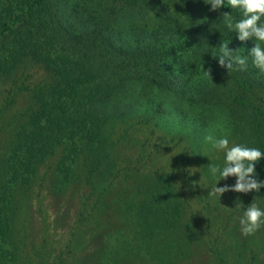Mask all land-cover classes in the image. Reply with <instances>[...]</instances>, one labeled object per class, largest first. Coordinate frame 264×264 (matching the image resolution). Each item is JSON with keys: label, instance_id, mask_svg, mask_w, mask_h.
<instances>
[{"label": "trees", "instance_id": "16d2710c", "mask_svg": "<svg viewBox=\"0 0 264 264\" xmlns=\"http://www.w3.org/2000/svg\"><path fill=\"white\" fill-rule=\"evenodd\" d=\"M209 2L0 0V85L30 67L51 78L32 90L18 89L31 97L20 114L9 115L19 92L9 88L0 102V133H6L0 140V264H20L18 211L51 159V182L60 189L83 183L91 194L99 189L93 208H101L100 182L111 171V150L119 142L113 129L128 121L151 119L171 137H160L164 143L187 140L206 170L219 158L206 136H226L233 145L264 152V71L249 54L264 42H241L223 14L238 22L243 11L227 0L211 11ZM222 43L246 59L245 70L219 66ZM256 173L264 181V158ZM253 192L264 200V187ZM180 197L168 174L142 182L124 205L127 241L117 244L108 221L97 234L106 232L109 243L97 242L88 263L139 264L141 251L147 262L178 259L192 238L183 229ZM82 209L79 218L91 216L101 225L98 212L85 216Z\"/></svg>", "mask_w": 264, "mask_h": 264}, {"label": "rangeland", "instance_id": "374dc122", "mask_svg": "<svg viewBox=\"0 0 264 264\" xmlns=\"http://www.w3.org/2000/svg\"><path fill=\"white\" fill-rule=\"evenodd\" d=\"M50 81L44 70L30 67L24 75L18 74L1 83L0 102L5 101L9 88L17 92L21 87L32 90ZM28 94L26 90L19 92L9 111L10 116L20 114L27 107L31 102ZM145 118L139 116V120ZM113 134L119 142L114 143L111 150V171L99 181L105 187L100 209L99 206L97 210L93 208L100 191L98 184L94 194L83 183L60 189L50 179L53 159L41 168L25 194L27 198L16 219L20 264H73L78 256L80 264H89V257L94 259L91 253L97 242L109 243L106 232L103 237L101 232L97 234V228L104 226V229L108 221L117 230V244L120 239L127 241V219L123 215L127 198L135 195L142 182L159 174H168L178 190L184 210L182 225L186 228L183 229L192 236L191 240L187 238L178 259L171 264H218L220 258L226 260L224 264H264V225L254 235L244 236L239 223L252 202L264 210L260 195L253 191L209 195L211 187L221 179L219 173L214 176L210 166L206 170L203 159L193 157L187 140L178 145L176 141L164 143L160 137L167 142L171 137L151 119L142 124L133 119L113 129ZM5 137L6 133L1 132L0 140ZM216 153L218 160H211L210 164L223 168L225 153L217 150ZM235 181L236 177L230 176L221 179L217 187L233 186ZM83 207L85 216L90 212L95 217L98 212L101 225L91 216L86 220L83 216L79 218ZM140 254L139 264H157L144 260L147 252Z\"/></svg>", "mask_w": 264, "mask_h": 264}, {"label": "clouds", "instance_id": "9594fccd", "mask_svg": "<svg viewBox=\"0 0 264 264\" xmlns=\"http://www.w3.org/2000/svg\"><path fill=\"white\" fill-rule=\"evenodd\" d=\"M232 8H239L243 11L244 18L234 22L230 13H224L226 26L238 34L241 42L252 40L254 37L257 41L264 42V24L259 23L264 17V0H227ZM211 11H215L224 4V0H210ZM233 51L228 47V43L220 45V54L218 64L226 68L228 72L236 67V70H245L246 59L241 56H233ZM253 57V63L261 71H264V47L260 43L255 46L249 53ZM210 76V70L207 71ZM205 141L210 143L212 148L225 153V163L223 168L216 165H210V172L215 176L219 173L221 179H227L230 176L236 177L233 186L217 187L219 180L211 187L209 195L222 196L225 192L233 191L239 193H249L252 191L259 192L264 187V181L256 179V163L264 158V152L258 148L247 147L240 144H229L228 138H214L206 136ZM240 230L244 236L254 235L262 225H264V210L256 203L252 202L240 218Z\"/></svg>", "mask_w": 264, "mask_h": 264}]
</instances>
